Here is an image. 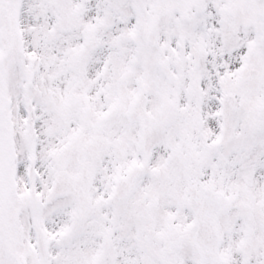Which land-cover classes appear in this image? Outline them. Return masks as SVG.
Listing matches in <instances>:
<instances>
[{"label": "snow or ice", "instance_id": "snow-or-ice-1", "mask_svg": "<svg viewBox=\"0 0 264 264\" xmlns=\"http://www.w3.org/2000/svg\"><path fill=\"white\" fill-rule=\"evenodd\" d=\"M0 264H264V0H0Z\"/></svg>", "mask_w": 264, "mask_h": 264}]
</instances>
